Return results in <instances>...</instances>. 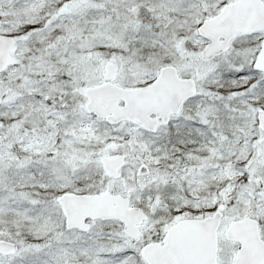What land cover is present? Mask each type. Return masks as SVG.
Returning a JSON list of instances; mask_svg holds the SVG:
<instances>
[{"label": "snow or ice", "instance_id": "1", "mask_svg": "<svg viewBox=\"0 0 264 264\" xmlns=\"http://www.w3.org/2000/svg\"><path fill=\"white\" fill-rule=\"evenodd\" d=\"M0 264H264V0H0Z\"/></svg>", "mask_w": 264, "mask_h": 264}]
</instances>
